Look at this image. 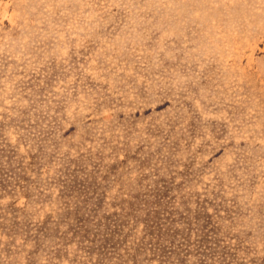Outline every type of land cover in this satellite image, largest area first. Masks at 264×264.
Returning a JSON list of instances; mask_svg holds the SVG:
<instances>
[{
    "label": "rangeland",
    "instance_id": "374dc122",
    "mask_svg": "<svg viewBox=\"0 0 264 264\" xmlns=\"http://www.w3.org/2000/svg\"><path fill=\"white\" fill-rule=\"evenodd\" d=\"M0 264H264V0H0Z\"/></svg>",
    "mask_w": 264,
    "mask_h": 264
}]
</instances>
